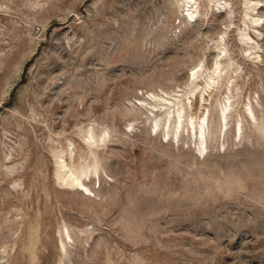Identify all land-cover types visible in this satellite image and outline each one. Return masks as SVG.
Returning a JSON list of instances; mask_svg holds the SVG:
<instances>
[{"label": "rangeland", "instance_id": "obj_1", "mask_svg": "<svg viewBox=\"0 0 264 264\" xmlns=\"http://www.w3.org/2000/svg\"><path fill=\"white\" fill-rule=\"evenodd\" d=\"M245 1L194 20L183 0H0V264H264V27L250 51ZM219 60L218 85L191 81ZM151 95L185 103L177 138ZM204 116L200 156L186 120Z\"/></svg>", "mask_w": 264, "mask_h": 264}, {"label": "bare ground", "instance_id": "obj_2", "mask_svg": "<svg viewBox=\"0 0 264 264\" xmlns=\"http://www.w3.org/2000/svg\"><path fill=\"white\" fill-rule=\"evenodd\" d=\"M183 1L185 3H187V4H189V6L191 7V9L189 10L190 11L189 12V18L195 20L196 17L200 14V6H201L200 2L202 0H183ZM206 1L210 5L216 4V5L220 6L219 9L222 10L221 11L222 13L223 12H228L230 14V16L234 13L232 4L230 3V0H206ZM263 4H264V1H261V0H246L245 1V8H244L245 18H244V21H245V24H246V29L240 34V39H241V42L245 46H247L250 51L251 50H258L259 48H261L258 43L254 44V38H253V36H252V34L250 32V29H253L254 34H257L258 37H260L263 34L259 30L260 28L264 27V25L262 26V24L264 23V17L260 14V12H261L260 10L264 6ZM248 22L252 26V28L250 27ZM231 25H232V23H231ZM223 41H224V37H223ZM223 46H224V48L221 49L220 56H223V58H224L227 55V50H226V44H224ZM222 66H223L222 61L219 60L216 63L215 70L211 74L209 73L208 75H205L204 73L195 72L194 71L192 73V75H191V81H193V83H195L200 78H205V79H207L206 80L207 88L210 89L212 87H215L216 85H218V82L222 78L223 72L225 71V69H222ZM197 92L198 91H196V89H195V90H193L191 92V94H188V95H194ZM176 97H178V96H176ZM176 97H174V99ZM153 98L155 99L154 108H156V109L157 108H162V109L164 108L165 109V107L168 108V110L165 112L166 113V115H165L166 116V119H165V122H166L165 123V127H166V129L165 130L168 129L169 124L171 123V120L174 121L173 122L174 123L173 125H175V128H174L175 129V131H174L175 136L174 137L177 138L178 135H179L180 130L183 127V118H184L183 113H184L185 108H186L185 103L183 101H181V100H174V99H172L173 97L172 98H161V97H157V96L153 95L152 99ZM157 98H159L160 100H158ZM152 101H154V100H152ZM160 101H161V103H160ZM229 107L230 106H228V105H226L224 107L223 113H222V116H221V119H222L221 123H222L223 129H226V126L228 125V123H227L228 122V117L230 116L228 112L231 109V108L229 109ZM251 115H253L252 109H251ZM159 117L156 116V119H154L155 121H154L153 130H152L153 132L157 131V129L159 128V120H158ZM207 119L208 118H206V117L205 118H201V119H199L198 122H196V121H194L195 119L193 120V117H190L189 120H186L187 121V125L189 126V128H188L189 135L192 138L196 139V142H195L196 150L198 151L200 156H205L206 153H208L207 152V150H208L207 133L209 131V123H208ZM239 122H241V121H239ZM171 127L172 126H170V128ZM237 132H238V135L241 134V127L237 128ZM168 135H170V133L169 134L165 133V137H168ZM238 135H236V137ZM88 139H89V142L91 143V145L95 146V144L98 143L97 137L92 132H90V135H89ZM102 139H103V137H102ZM59 167L63 171L62 172L63 174H61L59 176L60 177L59 180L64 181L65 183L67 182L68 186L70 185V186H72L74 188H77L78 190L84 189L86 192H90V190L86 186L85 182L83 181V177L87 173L86 174L82 173V176L77 175L76 173H74L75 171L73 172L74 169L73 170H68V166H67L65 161L62 164H59ZM89 170H91V169H89ZM96 173L98 174V172H96Z\"/></svg>", "mask_w": 264, "mask_h": 264}]
</instances>
